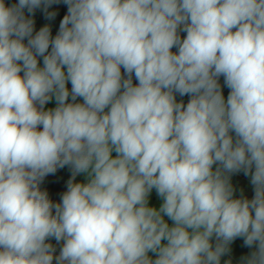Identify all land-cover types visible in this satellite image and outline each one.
<instances>
[{"label":"clouds","instance_id":"1","mask_svg":"<svg viewBox=\"0 0 264 264\" xmlns=\"http://www.w3.org/2000/svg\"><path fill=\"white\" fill-rule=\"evenodd\" d=\"M53 2L0 0V264H220L237 237L264 264V0H63L33 34ZM66 165L89 179L54 204Z\"/></svg>","mask_w":264,"mask_h":264},{"label":"crops","instance_id":"2","mask_svg":"<svg viewBox=\"0 0 264 264\" xmlns=\"http://www.w3.org/2000/svg\"><path fill=\"white\" fill-rule=\"evenodd\" d=\"M16 2L18 3V0H16ZM6 5L11 6L13 4L6 3ZM67 7L68 6L64 4L63 0H54V2L50 6H48L46 10L43 4L39 8L35 9L33 13H28L27 9H25L24 10L25 16L33 19L34 21L33 34H35V32H38L41 27L48 26L50 28L52 37H55V35L59 31L60 22L62 21L63 17L67 14ZM48 13H55V15L49 18ZM26 42L27 41L25 40V43ZM40 63L42 66V58H40ZM133 78L135 77L133 76ZM67 86L70 90L71 89L70 82L68 83ZM69 102H71V97H69ZM76 102L82 103L83 101L81 98H77ZM54 107H56V102L54 99L50 101L47 105H45L46 109L54 108ZM74 178L75 176L73 175L71 178L72 182ZM236 186L243 191V196H242L243 198L248 199L251 196V194L254 192V186L251 183V179L247 177L237 178ZM162 203H163V199L161 198L160 205ZM164 219L169 224V226H172L173 222L169 220L168 217L165 216ZM210 242L212 243L213 247H215L217 240L215 237H213ZM163 243H166V241ZM62 245H63V241H61L58 244L57 248L55 249L53 254L54 257L59 255ZM254 250H255L254 247L250 248L245 246L244 238L237 237L234 241H232L228 245V250L225 252V254L221 256L220 264H245L246 259L251 255V253ZM148 255L153 260L156 258V255L154 253L150 252ZM53 264H56L55 259L53 260Z\"/></svg>","mask_w":264,"mask_h":264},{"label":"rangeland","instance_id":"3","mask_svg":"<svg viewBox=\"0 0 264 264\" xmlns=\"http://www.w3.org/2000/svg\"><path fill=\"white\" fill-rule=\"evenodd\" d=\"M5 3H8V4H16L17 2H16V0H5ZM179 34H180L181 38H183L184 36H186V33L183 32V31H181ZM173 51L176 52L177 49L173 48ZM121 71H122V74H123V72H124L123 68L121 69ZM137 83H138V81L136 80V78H133V84L135 85ZM219 83L221 85L222 93H223L225 99H227V96H228L230 90L224 85V78L223 77H220L219 78ZM187 97H188V95L180 96L179 94H176V100H177V102L183 101V103H184V101L186 100ZM106 111H107V109H106ZM112 155L115 156L116 153L113 152ZM215 167H216V165H214V169H215ZM240 177H243V178H246L247 177V178L251 179V176L250 175H244L241 172L232 173L230 175L229 180H230V183H231V185H232V187L234 189V198H241L243 196V191L236 186V184H237V178H240ZM88 179H89V177H88V174L87 173L75 174V178L73 180V183H87L88 182ZM148 201H149V206H154L157 209L160 207L161 197H159L157 195L155 189H153L151 191V193L149 194Z\"/></svg>","mask_w":264,"mask_h":264},{"label":"trees","instance_id":"4","mask_svg":"<svg viewBox=\"0 0 264 264\" xmlns=\"http://www.w3.org/2000/svg\"><path fill=\"white\" fill-rule=\"evenodd\" d=\"M72 176V167L70 165H66L63 168H58L54 173L45 176L40 184V187L42 190H46L48 192L49 198L54 204L61 203L62 195L66 192L68 182L71 180ZM253 196L254 192L248 199H252ZM46 243L51 244L53 248L56 249L60 242H57L54 238H49Z\"/></svg>","mask_w":264,"mask_h":264},{"label":"water","instance_id":"5","mask_svg":"<svg viewBox=\"0 0 264 264\" xmlns=\"http://www.w3.org/2000/svg\"><path fill=\"white\" fill-rule=\"evenodd\" d=\"M189 100H190V96H188L187 99L185 100V102H184V105L185 106L187 105V103H188ZM240 172L243 173V174H245L243 171H240Z\"/></svg>","mask_w":264,"mask_h":264},{"label":"flooded vegetation","instance_id":"6","mask_svg":"<svg viewBox=\"0 0 264 264\" xmlns=\"http://www.w3.org/2000/svg\"><path fill=\"white\" fill-rule=\"evenodd\" d=\"M187 99V98H186ZM185 102V101H184Z\"/></svg>","mask_w":264,"mask_h":264}]
</instances>
